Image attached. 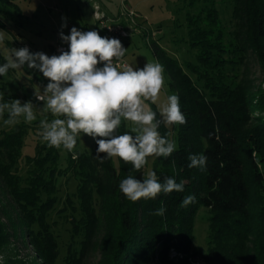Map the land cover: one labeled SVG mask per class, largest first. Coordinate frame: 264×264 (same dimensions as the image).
<instances>
[{"label":"trees","instance_id":"trees-1","mask_svg":"<svg viewBox=\"0 0 264 264\" xmlns=\"http://www.w3.org/2000/svg\"><path fill=\"white\" fill-rule=\"evenodd\" d=\"M186 1L194 7L199 0ZM203 1L210 6L187 14L189 41L198 53L196 64H186L203 88L158 41H149L187 120L177 126L175 152L156 157L152 171L160 182L165 177L183 181L184 191L128 200L119 183L132 165L119 157L118 164L114 158L101 160L95 140L92 152L68 151L65 167L57 148L39 145L36 154L26 156L30 167L22 176L18 165L28 126L0 130V264H58L59 244L48 216L58 202L60 178L71 171L79 181L80 218L72 219L73 230L84 238L80 250L68 249L66 264H85L93 250L100 252L97 264H193L194 223L201 207L211 213L208 246L201 255L205 264H264V0H235L234 7L235 38L254 53L263 73L258 87L228 80L224 55L229 49L218 14L213 0ZM5 62L0 54V65ZM3 76L0 103H10L14 98L8 91L17 87ZM129 130L122 121L118 134ZM158 130L172 140L170 129L161 125ZM190 154L207 156L206 167H189ZM143 174V169L132 172L140 179ZM189 195L195 200L180 207ZM162 206L165 214L155 215Z\"/></svg>","mask_w":264,"mask_h":264},{"label":"clouds","instance_id":"clouds-1","mask_svg":"<svg viewBox=\"0 0 264 264\" xmlns=\"http://www.w3.org/2000/svg\"><path fill=\"white\" fill-rule=\"evenodd\" d=\"M62 20L63 29L67 27V18ZM59 35L68 44V50L61 49L59 55L32 52L26 46L12 48L6 62L0 65V75L6 76L10 69H20L26 64L48 78L43 91L36 88L34 92L36 99L44 102L42 111L53 117L39 121L42 142L57 149L63 146L71 152L81 133L93 138L101 160L119 157L132 165L127 178L119 183V190L132 202L155 199L161 193L183 192V181L177 183L174 178L165 177L160 182L155 171L144 173L143 179L132 175L144 169L149 157L167 158L175 152V142L158 130L161 125L171 127L187 122L178 95H169L166 102L160 103L164 67L152 62H146L142 68L114 63L124 57L127 48L120 39L102 37L96 30L81 31L73 26L70 34L61 30ZM99 64L103 66L98 67ZM148 101L156 105L159 118ZM5 112L8 114L3 120L5 126L20 123L21 117L25 123L37 119L31 100L0 103V118ZM122 121L130 122V130L118 134ZM188 159L189 167L204 169L208 158L204 154H190ZM194 200V195L186 196L180 207ZM165 212L162 206L154 214L163 216Z\"/></svg>","mask_w":264,"mask_h":264},{"label":"rangeland","instance_id":"rangeland-1","mask_svg":"<svg viewBox=\"0 0 264 264\" xmlns=\"http://www.w3.org/2000/svg\"><path fill=\"white\" fill-rule=\"evenodd\" d=\"M16 5H10L0 0V54L5 57L11 54L12 48L28 47L32 52L42 51L49 56L53 55L55 44L63 43L59 33L61 30L67 35L73 26L78 29L96 27L94 17L95 5H108L113 7L117 4V9L112 17L120 14L122 2L125 0H12ZM97 1V2H95ZM118 2V3H117ZM128 7L138 14L139 32L122 42L127 51L124 59L133 68H142L146 62L158 63L149 41H158L160 46L166 50L169 56L176 58L185 68V71L202 88L203 82L197 81V75L187 68V63H197L198 50L191 46L189 41V25L187 14H197L210 3L199 0L192 7L186 0H126ZM211 2V1H210ZM218 14L219 27L224 35L226 47L229 49L224 58L228 60L224 72L229 81H240L241 79L254 83L256 87L263 84V73L259 62L254 53L247 48L244 50L235 38V32L238 28V18L235 17V0H213ZM63 17L67 18V27L62 29ZM242 22V20H241ZM240 23V22H239ZM237 39V40H236ZM234 45H231V44ZM230 46V47H229ZM236 46V47H235ZM165 83L160 93V103L166 102L169 95H173L169 77L165 74ZM3 80L14 84L17 88L15 92L8 91V94L14 99H20L22 103L31 100L34 104V111L37 119L27 124V134L24 138L22 148V157L18 168L22 176H26L29 164L26 162L27 155H34L38 146L42 142L39 135V121L41 119L51 120L50 113L42 111L44 102L39 101L34 96L36 88L43 91L49 83L48 78L41 79L40 72L37 69L29 68L25 64L20 69H10L8 74L3 76ZM153 111L158 109L156 105L146 102ZM0 118V130L9 131L17 124L5 126ZM20 123H25L23 117ZM130 128V122H126ZM19 124V123H18ZM177 126L167 127L171 130V138L176 144ZM94 149V139L81 133L77 137V145L73 151L92 152ZM61 167L67 166L68 150L61 146L58 149ZM115 164H118V157L114 158ZM155 156L148 158L144 173L152 171ZM78 178L71 171L62 176L58 184V202L55 208L48 216V223L51 231L56 236L59 244L58 264H66L68 249L80 250L83 241V233H75L73 230L72 219L80 218L78 211L79 201L76 197V188ZM210 210L201 207L195 217L194 239L192 242V252L195 257L192 258L193 264H205L201 255L204 254L208 246ZM24 249V248H23ZM24 249V253H27ZM85 264H97L100 259V252L93 250L87 257ZM150 264H158L152 261Z\"/></svg>","mask_w":264,"mask_h":264},{"label":"built area","instance_id":"built-area-1","mask_svg":"<svg viewBox=\"0 0 264 264\" xmlns=\"http://www.w3.org/2000/svg\"><path fill=\"white\" fill-rule=\"evenodd\" d=\"M94 17L96 19V27L92 30H96L102 37L109 38H118L121 42L130 38L133 33L139 32L138 25V14L136 11L128 7L126 2H122V8L120 14L116 17H112L107 14L101 6L98 4L95 5ZM55 51L53 55H59L60 50H68L67 43H57L54 47ZM114 63H119L122 67L123 65H129V63L122 58L120 61H114ZM103 64H99L98 67H102ZM173 255H176V252H172Z\"/></svg>","mask_w":264,"mask_h":264},{"label":"crops","instance_id":"crops-1","mask_svg":"<svg viewBox=\"0 0 264 264\" xmlns=\"http://www.w3.org/2000/svg\"><path fill=\"white\" fill-rule=\"evenodd\" d=\"M126 1V0H125ZM95 2H97V1H95ZM118 3V2H117ZM101 7H102V9L107 13V14H114V13H117L116 12V9H117V4H116V6H112L111 4H108V5H101ZM116 8V9H115ZM141 23V22H140ZM94 27H91V28H89V26L87 25V27L85 28V29H79V30H81V31H89V30H92ZM57 44H55V46H56Z\"/></svg>","mask_w":264,"mask_h":264},{"label":"water","instance_id":"water-1","mask_svg":"<svg viewBox=\"0 0 264 264\" xmlns=\"http://www.w3.org/2000/svg\"><path fill=\"white\" fill-rule=\"evenodd\" d=\"M37 71H39L38 69H37ZM41 74H43L41 71H39Z\"/></svg>","mask_w":264,"mask_h":264}]
</instances>
